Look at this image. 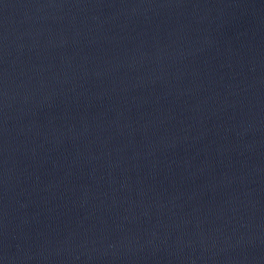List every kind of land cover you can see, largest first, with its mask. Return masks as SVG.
Listing matches in <instances>:
<instances>
[{
    "label": "water",
    "instance_id": "water-1",
    "mask_svg": "<svg viewBox=\"0 0 264 264\" xmlns=\"http://www.w3.org/2000/svg\"><path fill=\"white\" fill-rule=\"evenodd\" d=\"M0 264H264V0H0Z\"/></svg>",
    "mask_w": 264,
    "mask_h": 264
}]
</instances>
